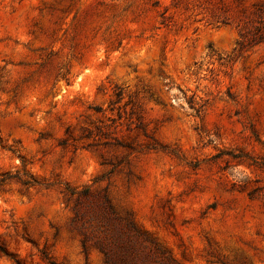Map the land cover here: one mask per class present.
<instances>
[{"label": "rangeland", "instance_id": "374dc122", "mask_svg": "<svg viewBox=\"0 0 264 264\" xmlns=\"http://www.w3.org/2000/svg\"><path fill=\"white\" fill-rule=\"evenodd\" d=\"M104 205L149 264H264V0H0V264H106Z\"/></svg>", "mask_w": 264, "mask_h": 264}, {"label": "trees", "instance_id": "16d2710c", "mask_svg": "<svg viewBox=\"0 0 264 264\" xmlns=\"http://www.w3.org/2000/svg\"><path fill=\"white\" fill-rule=\"evenodd\" d=\"M216 23H221L219 19L216 20ZM262 39V38H260ZM262 40H259L258 43H261ZM243 46L242 44H240ZM124 89L117 88L115 91V100L113 101L111 111L116 110L115 106L118 103H121L124 99ZM137 128L144 131V123L142 121V116H137ZM84 135L86 138H97L104 134V129L101 126H96L95 128H85ZM147 136V135H146ZM250 197H254L255 191L249 193ZM103 205V204H102ZM105 206H102L105 209ZM104 217L106 218L105 223H102L95 228V233L102 234V237L94 240L92 243L89 240V237L86 234H83L82 238V248L85 253H88V250L91 245H94L103 255L106 264H149L150 260L153 259V255L149 253L143 254L142 248L145 250L146 245L142 242L146 240V234L141 230L134 222H128L124 224L122 221L118 220L116 223L111 220V217L107 214ZM78 218V216H77ZM1 251L2 248H0ZM162 255L164 252L157 249ZM173 260L167 258L162 262V264H172Z\"/></svg>", "mask_w": 264, "mask_h": 264}]
</instances>
